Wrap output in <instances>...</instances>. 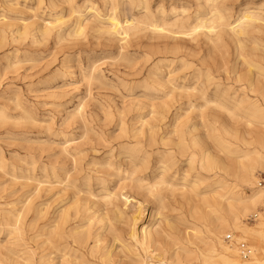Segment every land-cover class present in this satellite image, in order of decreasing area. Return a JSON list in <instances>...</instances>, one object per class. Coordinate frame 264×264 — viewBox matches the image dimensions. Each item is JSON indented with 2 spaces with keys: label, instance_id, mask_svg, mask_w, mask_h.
<instances>
[{
  "label": "rangeland",
  "instance_id": "374dc122",
  "mask_svg": "<svg viewBox=\"0 0 264 264\" xmlns=\"http://www.w3.org/2000/svg\"><path fill=\"white\" fill-rule=\"evenodd\" d=\"M263 142L264 0H0V264H218L209 209Z\"/></svg>",
  "mask_w": 264,
  "mask_h": 264
},
{
  "label": "bare ground",
  "instance_id": "6f19581e",
  "mask_svg": "<svg viewBox=\"0 0 264 264\" xmlns=\"http://www.w3.org/2000/svg\"><path fill=\"white\" fill-rule=\"evenodd\" d=\"M111 3V2H110ZM206 5V4H205ZM209 5V4H208ZM218 5V4H216ZM221 5V4H220ZM129 7V6H128ZM218 7V6H217ZM114 8V7H113ZM131 8V7H130ZM217 10V9H215ZM214 11V10H212ZM218 11V10H217ZM113 12V11H112ZM129 12V11H128ZM79 13V12H78ZM109 13V12H108ZM250 13V12H249ZM131 14V13H129ZM221 14V13H220ZM244 14V13H243ZM127 15V14H126ZM248 15V14H247ZM82 16V15H81ZM110 16V15H109ZM130 16V15H129ZM126 17V19L124 20V22H122L121 20H119V18H117L116 15L111 16L109 19L111 22V27H112V33L114 34H126L127 31L125 29H129L132 25L135 19H133L132 17ZM202 16V15H201ZM227 16V15H226ZM225 16V17H226ZM244 16V15H243ZM222 17V16H221ZM248 17V16H247ZM250 17V16H249ZM244 17H242L241 19L243 20ZM108 19V20H109ZM222 19V18H220ZM251 19V18H250ZM257 19V18H255ZM86 20V19H85ZM245 20V19H244ZM253 19H251L252 21ZM82 21V20H81ZM205 21V20H204ZM203 21V22H204ZM215 21V20H214ZM220 21V20H219ZM250 21V20H249ZM83 22V21H82ZM211 22V21H210ZM237 22V20L235 21ZM106 24V23H105ZM137 24V23H136ZM144 24V23H143ZM149 24V23H147ZM49 25V23H48ZM140 25V24H139ZM178 25V24H177ZM144 26V25H143ZM146 26V25H145ZM151 26V25H150ZM238 26V27H237ZM245 26V25H244ZM81 23L78 24V28L80 29ZM177 27V26H176ZM181 27V26H180ZM207 30L208 32L212 33V30L215 29V25L213 22L209 23V25H207ZM237 28H240V23L239 25H236L233 27V30L237 31ZM83 28V27H82ZM247 28V26H246ZM153 29V28H152ZM161 29V28H158ZM163 29V28H162ZM244 29V28H243ZM232 30V29H231ZM238 32H242L241 29ZM173 34V33H172ZM182 34V33H181ZM185 35V34H184ZM241 35V34H240ZM244 35V33H243ZM237 36V35H236ZM217 37V36H216ZM239 37V36H238ZM242 38V37H241ZM212 39V38H211ZM237 41V40H236ZM249 68V67H248ZM251 70V69H250ZM259 74V73H258ZM253 82V81H252ZM255 83V82H254ZM251 84V83H250ZM256 84V83H255ZM185 88V87H184ZM175 89V88H174ZM173 90V89H172ZM210 102V101H209ZM208 103V102H207ZM206 104V103H205ZM215 104V103H214ZM219 108V105H218ZM228 109V108H227ZM165 110V109H164ZM229 111V110H228ZM227 111V112H228ZM230 112V111H229ZM232 112V111H231ZM159 114V113H158ZM231 115V114H230ZM161 119V117L159 118ZM160 122V121H159ZM148 126V125H147ZM206 126V124H205ZM211 126V125H210ZM187 127V126H186ZM197 127V125H196ZM228 129V128H227ZM138 130V129H137ZM194 130V129H193ZM143 131V130H142ZM191 131V130H190ZM211 131V130H210ZM216 131V130H214ZM213 131V134H214ZM229 131V130H228ZM231 132V131H230ZM135 133V132H134ZM219 133V132H218ZM141 134V133H140ZM135 135V134H134ZM143 135V134H142ZM167 135V134H166ZM215 135V134H214ZM137 136V135H136ZM144 136V135H143ZM146 136V135H145ZM144 136V137H145ZM152 136V135H151ZM178 136V135H177ZM182 136V135H181ZM180 136V137H181ZM193 136V135H192ZM184 137V136H183ZM194 137V136H193ZM213 137V136H212ZM218 137V136H217ZM156 138V137H155ZM187 138V137H186ZM205 138V136H204ZM170 139V138H169ZM198 139V138H197ZM208 139V138H207ZM225 139V138H224ZM223 139V140H224ZM246 139V138H245ZM143 140V139H142ZM157 140V139H156ZM164 140V139H163ZM177 140V139H176ZM192 140V138L190 139ZM226 140V139H225ZM178 141V140H177ZM184 141V139H183ZM186 141V140H185ZM193 141V140H192ZM250 141V140H249ZM262 141V140H261ZM155 142V141H154ZM166 142V141H163ZM199 142V141H198ZM141 143V142H140ZM156 143V142H155ZM172 143V142H171ZM245 143V142H244ZM181 144V142H180ZM155 145V144H152ZM158 145V144H157ZM188 145V144H187ZM206 145V144H205ZM140 148V146H138ZM148 147V146H147ZM146 147V148H147ZM131 148V147H130ZM190 149V148H189ZM220 151V150H219ZM145 152V151H143ZM209 152V151H208ZM149 153V152H148ZM211 153V152H210ZM132 154V153H131ZM134 154V153H133ZM212 154V153H211ZM210 154V155H211ZM164 155V154H163ZM162 155V156H163ZM223 155V154H222ZM206 156V155H204ZM129 157V156H128ZM145 157V156H144ZM173 157V156H172ZM214 157V156H213ZM161 158V157H160ZM228 158V157H227ZM235 158V157H234ZM108 159V158H107ZM111 159V157H110ZM125 159V158H124ZM129 159V158H128ZM134 159V158H133ZM208 159V158H207ZM237 159V158H236ZM136 160V159H135ZM204 160V159H203ZM238 160V159H237ZM129 161V160H128ZM213 161V160H212ZM234 161V160H233ZM144 162V161H143ZM175 162V161H174ZM191 162V161H190ZM193 162V161H192ZM113 163V162H112ZM111 163V164H112ZM131 163V162H130ZM231 163V162H230ZM235 163V162H234ZM93 164V163H92ZM137 164V163H136ZM175 164V163H174ZM207 164V163H205ZM227 165V164H226ZM146 166V165H145ZM234 166V165H233ZM232 166V167H233ZM114 167V166H113ZM161 168V167H160ZM192 168V167H191ZM106 169V168H105ZM133 169V168H132ZM257 169H264V142L260 143V145L257 148H254L252 151L248 150L245 151L239 158L237 164H236V178L237 181L242 184V185H248L251 187L252 189V193L250 196L248 197H240L238 199L235 200V203H229V204H224V202H219L217 204V207L214 209H209L210 213L212 215H215V221L216 223H218L219 225L214 229V232L211 233L212 239L210 240V245L207 249V255H204L205 259L209 258V259H215L217 258L218 260V264H264V257L260 258L258 256H256L257 252L262 251L264 253V220L262 218L259 219V221H257V225L255 227H248L246 226L243 222L241 217L245 216L249 211L256 209V206L258 203H262L264 201V188L263 187H259L258 186V181H257V185H254V180L255 179V171ZM76 170V169H75ZM73 170V171H75ZM161 170V169H160ZM213 170V169H212ZM79 171V170H78ZM64 172V171H63ZM68 172V171H67ZM132 172V170H131ZM65 173V172H64ZM62 174V173H61ZM132 175V174H131ZM137 175V174H136ZM212 176V175H210ZM65 177V176H64ZM71 177V176H70ZM61 178V177H60ZM171 178V177H170ZM148 179V178H147ZM207 180V178H206ZM134 181V180H133ZM147 181V180H146ZM169 181V180H168ZM62 182V181H61ZM140 182V180H139ZM145 182V181H144ZM162 182L164 183V179L162 180ZM146 183V182H145ZM162 183V184H163ZM197 183V182H196ZM51 184V183H50ZM139 184V183H138ZM166 184V183H165ZM221 184V183H220ZM55 185V184H54ZM62 185V183H61ZM137 185V184H136ZM143 185V184H142ZM156 185V184H155ZM170 185V184H169ZM177 185V184H176ZM51 186V185H50ZM139 186V185H138ZM173 186V185H172ZM195 186V185H194ZM92 187V186H91ZM175 187V186H174ZM198 186H196L197 188ZM50 188V187H49ZM48 188V189H49ZM158 188V187H157ZM172 188V187H171ZM51 189V188H50ZM138 189V188H137ZM150 189V188H149ZM146 190V189H145ZM151 190V189H150ZM219 190V189H218ZM63 191V190H62ZM81 191V190H80ZM108 192V191H107ZM67 193V192H66ZM84 193V192H82ZM209 193V192H208ZM58 195V194H57ZM56 195V196H57ZM79 195V194H78ZM67 196V195H66ZM70 196V195H69ZM184 196V195H183ZM68 197V196H67ZM83 197V196H82ZM91 197V196H90ZM98 197V196H97ZM106 197V196H105ZM93 198V197H92ZM166 198V197H165ZM58 199V198H57ZM79 199V198H78ZM96 199V198H95ZM129 199V198H128ZM75 200V199H74ZM76 201V200H75ZM80 201V200H79ZM157 201V200H156ZM62 202V201H61ZM80 203V202H79ZM127 203V201H126ZM71 205V204H70ZM93 205V204H92ZM126 205V204H125ZM142 205V204H141ZM140 205V206H141ZM84 206V205H83ZM82 206V207H83ZM166 206V205H165ZM206 206V203H205ZM65 207V205H64ZM63 207V208H64ZM143 207V206H142ZM78 208V207H77ZM139 208V207H138ZM85 209V208H84ZM90 209V208H89ZM72 210V209H70ZM80 210V208H79ZM197 210V209H196ZM208 210V209H207ZM61 211V210H60ZM89 211V210H88ZM105 211V210H104ZM146 211V210H145ZM57 212V211H56ZM87 212V211H86ZM95 212V211H94ZM40 213V212H39ZM119 213V211H118ZM142 213V210L139 208L138 209V214L137 213H132L133 215L137 214V216L134 217V223L132 224V230L131 233L133 236H135L136 234V229L135 226L137 225V220L140 217L139 215ZM158 213V212H157ZM264 214L263 212H257L256 213V217H258L259 214ZM85 214V213H83ZM105 214V213H104ZM103 214V215H104ZM122 214V213H120ZM159 214V213H158ZM14 215V214H13ZM42 215V214H41ZM45 215V214H44ZM102 215V216H103ZM106 215V214H105ZM123 215V214H122ZM22 216V215H20ZM57 216V215H55ZM116 216V215H115ZM120 217V215H117ZM116 216V217H117ZM66 217V216H65ZM15 218V217H14ZM58 218V217H57ZM69 218V217H68ZM98 218V217H97ZM204 218V217H203ZM16 219V218H15ZM88 219V218H87ZM110 220V219H109ZM169 221L171 219H168ZM16 221V220H15ZM68 221V220H67ZM86 221V220H85ZM101 220L99 219V222ZM118 221V219H117ZM122 221H124L122 219ZM22 222V221H21ZM66 222V221H65ZM167 222V221H166ZM94 223V222H93ZM164 223V222H163ZM67 224V223H66ZM100 224V223H99ZM167 224V223H166ZM20 225V224H19ZM75 225V224H74ZM88 225V224H87ZM94 225V224H93ZM179 225V224H178ZM138 226V225H137ZM163 226V225H162ZM77 227V226H76ZM80 227H82V225H80ZM97 227V226H96ZM169 227V226H168ZM173 227V226H172ZM69 228V227H68ZM109 228V226H108ZM107 228V230H108ZM226 228H231V229H235L236 231L238 230L241 233V236H236V240L238 239H244L246 240L247 238H249L250 240H252L253 243H257L258 241L261 243V246H257V245H252V246H247L250 248L251 250V254L248 257H244V255H242V251L239 247L241 242H235V238L232 235V240L230 241H224L221 238L222 232L224 229ZM49 229V228H48ZM76 229V228H75ZM86 229V227H85ZM152 229V228H151ZM186 229V227H185ZM78 230V228H77ZM88 230V229H87ZM106 230V231H107ZM183 230V229H182ZM190 230V229H188ZM143 231V244L144 242L147 241L148 237V233L147 234V230L146 228L142 229ZM157 231V230H156ZM16 232V230H15ZM18 232V231H17ZM187 232V231H185ZM87 233V232H86ZM108 233V232H107ZM130 233V235H131ZM157 233V232H156ZM99 234V233H98ZM163 234V233H162ZM165 234V232H164ZM187 234V233H186ZM166 235V234H165ZM158 236V235H156ZM155 236V237H156ZM177 236V235H176ZM188 237H190L189 234H187ZM148 237V238H147ZM169 237V235H168ZM158 238V237H157ZM164 238V237H163ZM171 238V237H170ZM246 238V239H245ZM135 239V238H134ZM140 239V238H139ZM173 239V238H172ZM107 241V240H106ZM44 242V241H43ZM103 242V241H102ZM201 242V241H200ZM243 242V241H242ZM86 243V242H85ZM151 243V242H150ZM149 243V244H150ZM169 243V242H168ZM237 243V245L235 244ZM123 244V243H122ZM162 244V243H161ZM64 245V243H63ZM205 245V243H204ZM39 246V245H38ZM132 246V245H131ZM140 246V245H139ZM63 247V246H62ZM142 247V245H141ZM140 247V248H141ZM174 247V246H173ZM41 248V247H40ZM135 248V247H134ZM46 249V248H45ZM61 249V248H60ZM154 249V248H153ZM123 250V249H122ZM143 251V249H141ZM66 251V250H65ZM115 251V250H114ZM132 251V250H131ZM241 255L242 260H240L239 257V253ZM59 252V250H58ZM107 252V251H106ZM135 252V251H134ZM144 252V251H143ZM149 252V251H148ZM152 252V251H151ZM164 252V251H163ZM206 252V251H205ZM110 253V252H109ZM133 253V252H132ZM137 253V252H136ZM142 254V252H140ZM111 254V253H110ZM150 254V253H148ZM112 255V254H111ZM133 255V254H131ZM145 255V254H144ZM165 255V253H164ZM139 257V256H138ZM161 257V256H160ZM111 258V257H110ZM140 258V257H139ZM157 258V257H156ZM159 258V257H158ZM183 258V257H182ZM10 259V258H9ZM12 259V258H11ZM61 259V258H60ZM77 259V258H76ZM75 259V260H76ZM138 259V258H137ZM155 259V258H154ZM160 259V258H159ZM56 260V259H55ZM121 260V259H120ZM146 260V259H145ZM31 261V260H30ZM107 261V260H106ZM32 262V261H31ZM129 262V261H128ZM175 262V261H174ZM169 262L168 264H183V263H179V262ZM206 262V261H205ZM204 262V263H205ZM84 263V262H83ZM86 263V262H85ZM153 263V262H152ZM212 263V262H211ZM32 264V263H31ZM148 264V263H146ZM161 264H167L164 261H162Z\"/></svg>",
  "mask_w": 264,
  "mask_h": 264
},
{
  "label": "built area",
  "instance_id": "2783aa9c",
  "mask_svg": "<svg viewBox=\"0 0 264 264\" xmlns=\"http://www.w3.org/2000/svg\"><path fill=\"white\" fill-rule=\"evenodd\" d=\"M258 186L259 187H263L264 188V178H260L258 179ZM255 215L252 217V219H255ZM232 234L231 233H228L226 235V241H230L232 240ZM241 251H242V255H244V257H248L250 254H251V250L250 248L247 246L246 243L244 242H241L240 245H239Z\"/></svg>",
  "mask_w": 264,
  "mask_h": 264
}]
</instances>
